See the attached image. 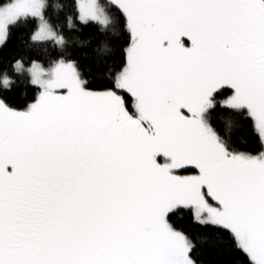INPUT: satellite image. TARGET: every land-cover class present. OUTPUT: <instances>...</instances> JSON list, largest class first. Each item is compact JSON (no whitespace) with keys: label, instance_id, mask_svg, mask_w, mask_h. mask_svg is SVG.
<instances>
[{"label":"snow or ice","instance_id":"6c2138e0","mask_svg":"<svg viewBox=\"0 0 264 264\" xmlns=\"http://www.w3.org/2000/svg\"><path fill=\"white\" fill-rule=\"evenodd\" d=\"M21 27L49 55L9 72ZM17 73L37 95H0V264H200L178 213L264 264V0H0V91Z\"/></svg>","mask_w":264,"mask_h":264},{"label":"trees","instance_id":"16d2710c","mask_svg":"<svg viewBox=\"0 0 264 264\" xmlns=\"http://www.w3.org/2000/svg\"><path fill=\"white\" fill-rule=\"evenodd\" d=\"M65 2L66 0H55L57 4H64ZM27 31L28 29L26 27L16 29L8 47L3 50L4 67L8 68L9 72L13 71L8 65L14 55L17 58L22 55L26 59H35L36 57L47 59L49 55V53L44 52L42 49L33 51L27 47ZM91 31V29H88L76 33L69 30V34L72 36H79L80 39H87ZM100 39H102V37H100ZM185 42L187 43V41ZM110 43L115 45V48L111 54L109 63L119 65L123 60L122 48L126 46L125 37L121 35L118 41L113 38L110 40ZM98 44L99 39H93L91 45L76 47V56L83 68H87L89 65V57L96 55L93 49L96 48ZM85 53L88 55H85ZM89 79L91 81V87L93 88H102L106 86L93 77H89ZM13 80L15 82L11 89L8 91H0V95L4 96L12 106L23 108L28 103L32 102L37 95V90L30 87L27 84V78L19 73L13 77ZM220 99H223V96L220 97ZM225 115V113L217 110V123L221 124V128H223L221 118ZM231 141L237 146H247L245 150H260L259 143L249 126V122L244 118H241L240 125L231 132ZM161 159V157H158V160ZM172 222L176 227L190 234L191 238L199 245L196 255L200 260V264H246V260L242 254L233 253L230 246L231 241L226 235L213 233L209 228L194 223L186 213H178L172 218Z\"/></svg>","mask_w":264,"mask_h":264},{"label":"rangeland","instance_id":"374dc122","mask_svg":"<svg viewBox=\"0 0 264 264\" xmlns=\"http://www.w3.org/2000/svg\"><path fill=\"white\" fill-rule=\"evenodd\" d=\"M191 171H195V169L188 168V169L185 170V172H191Z\"/></svg>","mask_w":264,"mask_h":264}]
</instances>
